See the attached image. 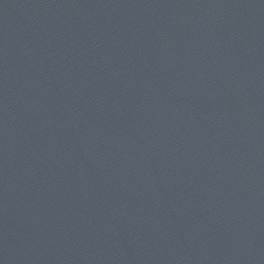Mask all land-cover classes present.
Returning a JSON list of instances; mask_svg holds the SVG:
<instances>
[{"label":"water","instance_id":"water-1","mask_svg":"<svg viewBox=\"0 0 264 264\" xmlns=\"http://www.w3.org/2000/svg\"><path fill=\"white\" fill-rule=\"evenodd\" d=\"M0 264H264V0H0Z\"/></svg>","mask_w":264,"mask_h":264}]
</instances>
